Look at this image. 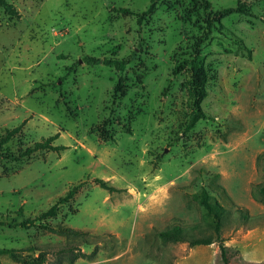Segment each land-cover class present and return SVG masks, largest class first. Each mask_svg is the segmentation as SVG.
Returning <instances> with one entry per match:
<instances>
[{"label":"rangeland","instance_id":"obj_1","mask_svg":"<svg viewBox=\"0 0 264 264\" xmlns=\"http://www.w3.org/2000/svg\"><path fill=\"white\" fill-rule=\"evenodd\" d=\"M9 1L21 17L0 11V137L21 130L0 153L54 134L67 148L0 157V221L77 191L55 217L0 225V248L18 251L2 263L226 264L219 242H190L216 237L204 190L227 211L228 264H264V0ZM197 67L205 116L188 130ZM176 226L187 241L159 235Z\"/></svg>","mask_w":264,"mask_h":264},{"label":"trees","instance_id":"obj_2","mask_svg":"<svg viewBox=\"0 0 264 264\" xmlns=\"http://www.w3.org/2000/svg\"><path fill=\"white\" fill-rule=\"evenodd\" d=\"M153 7L149 9V12H152ZM3 11L6 15L10 17H16L20 18L21 13L19 12L18 8L9 0H0V11ZM119 11L128 13L130 10L128 8H120ZM84 61L88 63L89 65H99V64H104L106 66H112L117 70L123 71L126 69L129 60L124 59V58H100L96 57L93 55H88L84 57ZM204 69L202 67H197L195 74H194V82H195V89L194 92L196 94V100H195V105H196V111L192 115V118L190 120V123L187 126V129L190 130L194 125L195 122L200 118L204 117V113L201 110L200 106V101L202 97H204L205 94V80H204ZM119 85H117V88ZM21 130V127L18 126L12 130H8L5 135H2L0 137V147L3 146L4 144L9 143L12 138ZM59 137V134H54L49 137L43 138L41 141H38L34 144L33 147H30L26 149L25 151L21 152L20 155H14V153L8 152L7 154L5 153H0L1 158L8 159L10 157H13L14 159L18 160L21 156H25L28 154H31L33 152L37 151H62L66 149L67 147L65 145H60L56 144L55 140ZM1 152V151H0ZM98 181L105 187L106 182L102 181L101 179H98ZM256 189L258 190L259 194L264 198V183H260L256 185ZM77 188L73 187L68 191L66 195L63 197H60L58 201L53 204L50 208L47 210L43 211L38 215L37 217L30 219L27 218L23 221L17 222V223H10L6 221H0V225H8L11 227H16V226H21V227H29V226H34L36 224L37 220H42L46 218H51L55 217L59 213V208L60 205L68 202L70 199H72L75 194H76ZM201 201L205 205V207L208 210V214L214 218V231L216 234V237H202V238H193L190 240L191 244L194 246L197 245H210L214 242H219L221 245V248L223 250L224 258H225V263L228 264V259L226 257V247L224 245V239L222 238V226L223 222L225 219V215L223 216L224 213H227L226 209H224L223 206H221L217 202H212V197L206 192L202 191L200 194ZM70 232L73 233H79L80 231L69 228L67 229ZM186 229L183 227H173L171 229H167L164 231H161L159 235L163 238V240L168 241V242H181V241H187L188 238L186 237ZM15 252H18L15 249H8V248H0V256L5 255V254H11L14 256ZM47 255L48 253L46 251H41L38 256L34 260H24L22 264H45L47 260ZM0 264H3L1 259H0Z\"/></svg>","mask_w":264,"mask_h":264}]
</instances>
